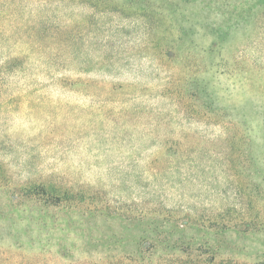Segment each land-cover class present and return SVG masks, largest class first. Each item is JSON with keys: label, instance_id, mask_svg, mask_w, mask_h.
Wrapping results in <instances>:
<instances>
[{"label": "rangeland", "instance_id": "obj_1", "mask_svg": "<svg viewBox=\"0 0 264 264\" xmlns=\"http://www.w3.org/2000/svg\"><path fill=\"white\" fill-rule=\"evenodd\" d=\"M0 264H264V0H0Z\"/></svg>", "mask_w": 264, "mask_h": 264}]
</instances>
